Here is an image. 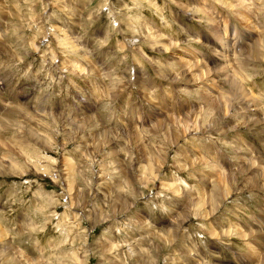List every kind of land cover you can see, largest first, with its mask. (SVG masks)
Masks as SVG:
<instances>
[{
    "label": "rangeland",
    "instance_id": "obj_1",
    "mask_svg": "<svg viewBox=\"0 0 264 264\" xmlns=\"http://www.w3.org/2000/svg\"><path fill=\"white\" fill-rule=\"evenodd\" d=\"M263 44L264 0H0V264H264Z\"/></svg>",
    "mask_w": 264,
    "mask_h": 264
},
{
    "label": "bare ground",
    "instance_id": "obj_2",
    "mask_svg": "<svg viewBox=\"0 0 264 264\" xmlns=\"http://www.w3.org/2000/svg\"><path fill=\"white\" fill-rule=\"evenodd\" d=\"M242 3H243V2H242ZM233 6H235V5H233ZM240 6H243V5H239V7H240ZM225 35H227V34H225ZM256 44H257V43H256ZM263 45H264V44H263ZM166 48H167V47H166ZM261 52H262V50L259 49L258 45L255 46V47H253V53H255V54L257 53L256 56H257L258 54L261 55V54H262ZM232 79H233V78H232ZM231 81H232V80H231ZM227 83H228V82H227ZM233 84L235 85L234 82H233ZM237 86H238V85H237ZM237 86L232 87V90L234 91L235 94H236V92H237V91L235 90V89L237 88ZM243 89H244V88H243ZM246 96H247V95H246ZM250 97H251V96H250ZM222 99H223V98H222ZM231 99H232V98H230V100H231ZM210 104H211L212 108H217V106H218L217 102H211ZM230 104H231V103H230ZM230 104H229V105H230ZM220 108H221V107H220ZM166 134H167V133H166ZM152 158H153V157H152ZM259 177H262V176H259ZM261 180H262V179H261ZM258 181H259V180H258Z\"/></svg>",
    "mask_w": 264,
    "mask_h": 264
}]
</instances>
